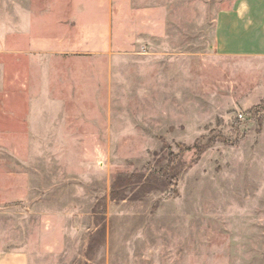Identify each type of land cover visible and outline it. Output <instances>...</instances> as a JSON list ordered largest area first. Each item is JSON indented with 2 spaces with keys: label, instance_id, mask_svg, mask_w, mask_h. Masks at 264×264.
<instances>
[{
  "label": "rangeland",
  "instance_id": "1",
  "mask_svg": "<svg viewBox=\"0 0 264 264\" xmlns=\"http://www.w3.org/2000/svg\"><path fill=\"white\" fill-rule=\"evenodd\" d=\"M235 0H0V264H264V58Z\"/></svg>",
  "mask_w": 264,
  "mask_h": 264
},
{
  "label": "crops",
  "instance_id": "2",
  "mask_svg": "<svg viewBox=\"0 0 264 264\" xmlns=\"http://www.w3.org/2000/svg\"><path fill=\"white\" fill-rule=\"evenodd\" d=\"M111 0H102V54L112 40ZM215 48L231 58H264V0H235L215 20ZM108 46V47H107Z\"/></svg>",
  "mask_w": 264,
  "mask_h": 264
}]
</instances>
